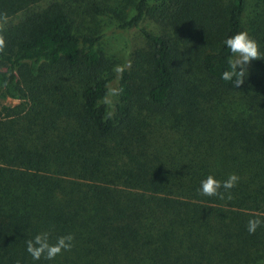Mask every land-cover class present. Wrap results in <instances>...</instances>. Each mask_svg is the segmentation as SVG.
<instances>
[{
    "label": "trees",
    "instance_id": "trees-1",
    "mask_svg": "<svg viewBox=\"0 0 264 264\" xmlns=\"http://www.w3.org/2000/svg\"><path fill=\"white\" fill-rule=\"evenodd\" d=\"M73 2L0 0V97L29 101L26 111L0 109V264H264V226L247 231L264 218V79L246 75L236 88L221 78L245 1L132 0V15L115 23L147 43L145 92L119 71L110 113L102 101L113 76H93L101 35L76 32L83 2ZM191 66L209 87L190 76L196 95L217 91L226 106L196 105L185 89ZM232 173V199L200 194L208 175ZM42 232L50 243L73 234L74 247L34 260L26 241Z\"/></svg>",
    "mask_w": 264,
    "mask_h": 264
},
{
    "label": "rangeland",
    "instance_id": "rangeland-1",
    "mask_svg": "<svg viewBox=\"0 0 264 264\" xmlns=\"http://www.w3.org/2000/svg\"><path fill=\"white\" fill-rule=\"evenodd\" d=\"M68 5H74V0H59ZM90 1L96 5L102 7L107 13L113 18L116 14L124 13L125 16L132 15V0H82L84 2ZM245 8L243 12L242 27L243 31H247L251 38L255 39L259 44V49L262 55H264V0H244ZM82 7L73 8L75 10L74 16L77 21L78 33H95L100 34L101 39L98 42L97 50L100 53L101 63L99 67L93 73V76H113L107 89V94L102 101L108 112H111V108L116 101L117 97V76L119 71L125 69L133 75V84L135 86V92L137 96L145 91L144 89V77L145 71L148 70L146 66V60L148 59L149 50L147 43L141 37L140 33L134 29H119L116 26V18L109 20L102 17L89 16ZM84 10V11H82ZM140 27L145 28L154 33L169 32L170 29L166 26H159L150 23L148 19H143L140 23ZM193 65V64H190ZM248 73L247 77L253 82L260 79H264V59L252 60L247 66ZM188 84L186 90H191L192 94L196 96L194 99L196 105L205 106L209 102L221 103L226 106L224 99L227 95H222L216 91L217 97L209 99L202 96H198L195 93L194 87H198L201 91L207 92L209 87L205 85V88L200 84L202 75L199 74L193 66L188 69ZM191 73H193L191 75ZM52 78L56 76H65V73L61 70L49 71L48 75ZM190 76L193 82V86L190 85ZM205 89V90H204ZM207 90V91H206ZM140 98H135L134 101L138 103ZM227 100V99H226ZM29 101L28 99L20 100H9L0 97V109H17L16 111L28 110Z\"/></svg>",
    "mask_w": 264,
    "mask_h": 264
},
{
    "label": "clouds",
    "instance_id": "clouds-1",
    "mask_svg": "<svg viewBox=\"0 0 264 264\" xmlns=\"http://www.w3.org/2000/svg\"><path fill=\"white\" fill-rule=\"evenodd\" d=\"M8 17L6 13H0V53H4L7 47L4 32L6 31ZM226 47L231 52L228 60L229 70L222 73L221 78L224 81H232L237 88L245 81L247 66L252 60L264 59L261 54L258 42L251 38L247 31H241L224 41ZM234 57V58H232ZM7 82H5L6 85ZM240 177L235 174H229L224 181L216 179L213 175H208L201 181L200 194L208 197H217L218 199H232L231 189L237 186ZM223 189V191H222ZM264 226V218L255 217L247 222V231L254 234L257 228ZM75 237L73 234L59 236L55 243H50L49 233L42 232L33 239L26 241L27 252L34 260H40L42 257L46 260H53L57 255L64 251H71L74 247Z\"/></svg>",
    "mask_w": 264,
    "mask_h": 264
}]
</instances>
